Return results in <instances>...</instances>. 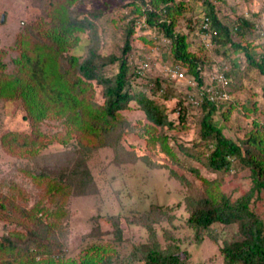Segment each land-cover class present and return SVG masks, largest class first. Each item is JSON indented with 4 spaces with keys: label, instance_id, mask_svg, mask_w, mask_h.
<instances>
[{
    "label": "rangeland",
    "instance_id": "1",
    "mask_svg": "<svg viewBox=\"0 0 264 264\" xmlns=\"http://www.w3.org/2000/svg\"><path fill=\"white\" fill-rule=\"evenodd\" d=\"M143 2L147 0H72L57 17L48 0H0L1 76L15 75L17 41L27 27L36 28V40L46 42L37 27H55L67 13L79 23L57 56L58 69L80 77L77 64L92 50L97 71L108 80L117 71L119 57H125L127 91L132 96L116 111L113 130L106 138L93 139L95 146L89 149L81 147L82 134L75 137L65 116L37 121V141L30 155L0 144V236L13 240L18 250L38 244L52 264H79L80 256L97 245L110 250L108 264H128L138 261L143 246L154 245L168 252L177 248L184 256L181 264H224L219 248L224 240L237 237L235 224L214 223L207 231L190 226L185 221L190 210L186 198L202 196L204 181L215 180L234 199L252 188L249 169L238 157L229 158L226 170L208 165L211 147L200 139L201 112L182 99L187 79L178 81L166 74V68L177 63L167 37L144 21ZM174 3L181 4L174 30L185 35L189 51L203 60L201 72L213 65L228 74L227 102L213 113L212 121L225 138L241 146L249 129L264 127V74L248 63L242 49L229 43L215 40L212 47L204 48L198 32L205 10L202 0ZM211 3L230 27L243 16L264 28V0ZM249 32L243 37L230 33L232 42H249L254 59H264V37L255 28ZM125 40L130 48L122 54ZM69 56L76 57V63L71 64ZM155 79L165 92L155 88ZM88 84L91 102L102 106L104 85L94 80ZM137 95L154 102L172 126L153 125ZM177 100L184 109L183 122L177 121ZM227 103L231 107L225 119L220 112ZM26 114L18 97H0V137L9 132L30 140L34 131ZM249 206L264 226V189L252 190Z\"/></svg>",
    "mask_w": 264,
    "mask_h": 264
},
{
    "label": "trees",
    "instance_id": "2",
    "mask_svg": "<svg viewBox=\"0 0 264 264\" xmlns=\"http://www.w3.org/2000/svg\"><path fill=\"white\" fill-rule=\"evenodd\" d=\"M72 0H48L50 11L60 17L63 6ZM205 10L202 15L209 18L210 26L217 32L218 44L229 43L235 49H242L245 59L264 74V59L255 60L248 52L249 42L243 44L232 42L233 33L243 37L254 28V22L246 17L238 16L232 26L225 24L217 16V10L211 0H202ZM141 14L144 21L160 29L161 33L170 41V52L173 61L185 67L186 72L201 83L200 71L205 65L203 60L189 51V43L185 35L174 30V17L180 14V3L174 0H147L141 3ZM65 14V13H64ZM55 27H45L40 24L37 32L45 39L41 43L36 40V28L27 27L24 35L17 41L19 51L18 64L15 75L1 76L0 97L7 99L18 97L24 108L34 131L30 140L21 134L7 133L0 137L3 148L14 147L18 152L30 155L37 141L35 128L37 121L45 116L63 117L76 133L82 134L78 142L81 147H94V140H100L113 130L116 111L123 108L125 103L132 98L127 91L129 67L125 57H119L117 71L108 80L102 78L97 71V56L89 50L88 56L77 64V72L66 75L65 71L58 69L57 56L67 47L68 39L73 34L79 21L72 15L65 14V18L57 20ZM79 26L82 28L81 23ZM33 33V40L31 39ZM128 35L132 27L128 28ZM40 34L39 37H40ZM76 37H74L75 39ZM49 43V44H48ZM216 43V44H217ZM129 42L125 40L122 54L129 50ZM42 49L45 52H42ZM51 56L50 58H48ZM71 64L76 63V57H67ZM115 57H110L114 61ZM206 63V62H205ZM102 64V63H101ZM1 65V64H0ZM74 73V71H73ZM228 77V74H226ZM83 80H82V79ZM94 80L104 85L105 102L97 106L90 100L89 81ZM158 88L157 79L154 80ZM9 85V88L6 85ZM158 90L163 91L159 86ZM264 91V87H263ZM165 92V91H163ZM140 102L146 118L153 125L172 126L166 115L146 96H134ZM227 100L219 103L202 101L198 106L201 116L198 119L200 139L209 144L211 149L206 155V161L215 170H226L230 164L229 158L238 157V160L249 169L252 188L246 193L231 199L225 195L215 180L204 181V193L197 199L186 198L189 205V214L186 222L192 227L207 231L211 224H235L237 237L233 240H224L220 252L224 264H264V226L260 218L249 206V197L253 189L257 192L264 189V127L251 128L241 146L225 138L220 129L213 123L212 117ZM231 107L230 103L221 110V116L227 119ZM177 121H184V109L181 100L176 101L174 109ZM14 241L9 237L0 236V264H52L50 257H43V251L35 244L26 245L24 251L18 250ZM35 251V252H34ZM136 263L128 264H181L184 256L174 251L159 250L154 245L143 246ZM35 253V254H33ZM39 255V259L35 257ZM111 258L110 250L103 246L89 247L81 256L79 264H108ZM126 264V263H125Z\"/></svg>",
    "mask_w": 264,
    "mask_h": 264
},
{
    "label": "built area",
    "instance_id": "3",
    "mask_svg": "<svg viewBox=\"0 0 264 264\" xmlns=\"http://www.w3.org/2000/svg\"><path fill=\"white\" fill-rule=\"evenodd\" d=\"M254 28L264 37V28H259L256 22H254ZM234 30L235 26H232L231 31ZM198 32L200 42L204 48H210L215 44L217 32L210 26L209 18L207 16L202 15ZM165 41L167 44H170L168 38ZM166 74L172 79L178 81L187 79L188 89L182 99L186 104H189L190 107L198 108L204 100L217 104L222 100L228 99L227 88L229 86V78L223 69H218L212 65L210 71H200L201 83L199 84L191 75L186 78L182 67L178 64H171L166 68Z\"/></svg>",
    "mask_w": 264,
    "mask_h": 264
},
{
    "label": "clouds",
    "instance_id": "4",
    "mask_svg": "<svg viewBox=\"0 0 264 264\" xmlns=\"http://www.w3.org/2000/svg\"><path fill=\"white\" fill-rule=\"evenodd\" d=\"M232 33H233V31H232Z\"/></svg>",
    "mask_w": 264,
    "mask_h": 264
}]
</instances>
